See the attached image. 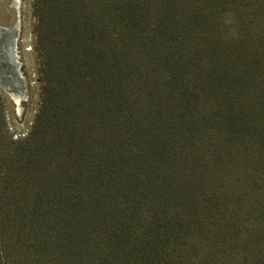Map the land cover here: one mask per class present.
<instances>
[{
  "label": "trees",
  "instance_id": "trees-1",
  "mask_svg": "<svg viewBox=\"0 0 264 264\" xmlns=\"http://www.w3.org/2000/svg\"><path fill=\"white\" fill-rule=\"evenodd\" d=\"M41 100L0 91V264H264V0H33Z\"/></svg>",
  "mask_w": 264,
  "mask_h": 264
},
{
  "label": "rangeland",
  "instance_id": "rangeland-1",
  "mask_svg": "<svg viewBox=\"0 0 264 264\" xmlns=\"http://www.w3.org/2000/svg\"><path fill=\"white\" fill-rule=\"evenodd\" d=\"M34 26L33 0H0V29L18 33L16 70L25 89L24 100L15 104L0 86L6 103L10 133L14 138L24 137L30 132L40 106L42 83Z\"/></svg>",
  "mask_w": 264,
  "mask_h": 264
},
{
  "label": "water",
  "instance_id": "water-1",
  "mask_svg": "<svg viewBox=\"0 0 264 264\" xmlns=\"http://www.w3.org/2000/svg\"><path fill=\"white\" fill-rule=\"evenodd\" d=\"M17 41L16 31L0 29V86L12 97L15 104H20L25 98V89L16 70Z\"/></svg>",
  "mask_w": 264,
  "mask_h": 264
}]
</instances>
